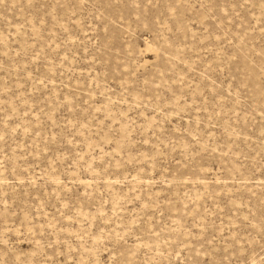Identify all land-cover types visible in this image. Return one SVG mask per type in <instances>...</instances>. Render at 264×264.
<instances>
[{
  "label": "rangeland",
  "instance_id": "rangeland-1",
  "mask_svg": "<svg viewBox=\"0 0 264 264\" xmlns=\"http://www.w3.org/2000/svg\"><path fill=\"white\" fill-rule=\"evenodd\" d=\"M0 264H264V0H0Z\"/></svg>",
  "mask_w": 264,
  "mask_h": 264
}]
</instances>
